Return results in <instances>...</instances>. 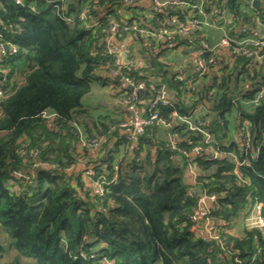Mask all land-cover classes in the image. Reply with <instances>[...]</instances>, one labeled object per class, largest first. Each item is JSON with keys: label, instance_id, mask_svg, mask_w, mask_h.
I'll return each mask as SVG.
<instances>
[{"label": "trees", "instance_id": "16d2710c", "mask_svg": "<svg viewBox=\"0 0 264 264\" xmlns=\"http://www.w3.org/2000/svg\"><path fill=\"white\" fill-rule=\"evenodd\" d=\"M47 1L16 5L0 0V44L9 46L0 60V264H264L261 231L243 227L238 236L227 232L255 203L264 221V63L244 55L232 64L219 58L207 64L212 74L191 72L181 78L159 60L163 42L151 51L139 38L149 66L118 67L114 54L105 52L108 21L125 19L127 13L118 15L122 10L144 25L140 3ZM213 7L227 9L229 36L262 38L249 30L264 12V0L259 8L250 0H205L206 12ZM85 9L87 17L80 19ZM167 11L178 20L186 15L183 8ZM149 14L150 27L165 22L163 12L152 9ZM199 32L205 35L206 30ZM197 38L196 33L188 38L175 34L164 44L194 47ZM117 68L124 77L144 82L150 90L147 101L164 87L167 104L146 105L144 114L157 112L169 124L174 142L156 138L159 123H154L143 129L133 149L124 136L115 135V150L91 163V177L67 171L75 166L79 149L88 151L80 138L104 137L106 143L115 134L111 128L117 129L120 120L92 117L81 100L93 82L106 81L102 73ZM196 106L200 110L192 111ZM43 112L52 115L42 117ZM173 112L192 114L193 127ZM119 145L132 156L117 157ZM175 156L182 157V167ZM187 162L197 170L192 185L182 180ZM116 164L117 178L111 182ZM99 177L105 178L101 195L91 187ZM203 194L215 196L202 221L208 218L219 242L198 232L201 223L193 215Z\"/></svg>", "mask_w": 264, "mask_h": 264}, {"label": "built area", "instance_id": "2783aa9c", "mask_svg": "<svg viewBox=\"0 0 264 264\" xmlns=\"http://www.w3.org/2000/svg\"><path fill=\"white\" fill-rule=\"evenodd\" d=\"M154 6L160 12L166 14L165 22L163 25L159 27H150L149 25H142L140 22L136 21L135 19L131 20L128 19L129 16H125V19L116 20L111 17L108 21V26L106 28L107 37L112 36H124V35H131L137 39L142 38L147 46L150 45L151 48H148L151 51H156L157 46L160 42L169 43L172 40V37L175 34L180 36L184 35H193L196 33L198 36V53L200 55V59L195 63L194 72L198 73V75H204L209 72V65L212 64L214 61L219 60V56L227 60L229 64L235 61L238 56H248L250 57L252 63L254 62H263L264 63V38H237L231 37L226 34L225 24L228 21L226 17V8H222L220 11L215 9L214 7L209 11L206 12L203 8V4L205 0H195L193 3L188 1L182 0H152ZM252 0H250L251 3ZM16 5H21L22 0H13ZM49 3H54V0H48ZM129 4H138L141 0H127ZM183 8L186 9L188 12V16L185 15L184 20H178L174 15H169L167 8ZM87 10L79 13L80 19H85L87 17ZM66 20H70V18L65 17ZM206 27H213L216 29H220L223 31V35L220 39L216 42L210 43L206 41L204 35L199 32L200 29H204ZM7 45L0 44V60L2 56L5 54L7 50H4V47ZM9 49V46H8ZM15 49L12 48V51ZM106 53H112L108 47L105 48ZM208 53L207 58L202 57L203 54ZM217 59V60H216ZM115 65L119 64L117 58L115 57ZM251 65V63H248ZM120 69H112L110 74L117 75V72L120 73ZM121 79L127 85L133 88V91L126 92L122 99L121 104L123 108L127 111L125 116L120 120L118 124V128L120 130L119 136H124V138L130 143L129 148L133 149L136 147L138 139L140 135L143 133V129L146 127L151 126L154 123H159L165 125L166 123L159 119L157 112L150 111L145 114H141L138 110V103L140 102V94L138 95L135 91L142 90L145 88V84L141 80H133L129 77H124L121 73ZM262 91H259L257 96L254 98L253 103L257 104ZM1 95V90H0ZM169 95L165 92L164 87H159L155 90V96L153 99L147 101L148 109L154 107L155 104L165 105L167 104V99ZM197 109L200 107L197 106ZM195 109V110H197ZM196 112V111H195ZM42 117H51L52 114H46L43 112ZM173 116L176 117L180 122L188 124L190 127L194 125V117L192 114L189 115H177V113L173 112ZM196 128V127H194ZM78 132L80 129L76 126ZM101 139L98 138H90L84 139L80 138V145L87 150H98L100 146ZM199 149L198 147H195ZM236 165H240L241 161L238 159L235 160ZM75 169L73 166L69 167L67 171ZM117 164L114 165V174L111 177V182H115L117 178ZM236 172V171H235ZM83 176H92L94 174L93 165L89 164L82 170ZM14 175L18 178L22 176L19 172H14ZM27 178V177H25ZM104 179L103 177H99L98 180H95L91 183V187L93 192L101 195L105 192L104 187ZM204 199L208 200H215V196L213 194L206 195L203 194L198 199V206L201 204ZM260 205L255 203L251 206L248 210L247 215L244 218V223L246 224L248 229H258L264 234V221L260 215L259 211ZM194 219H198L197 210L194 212ZM202 229L206 233V237L211 240L218 239V232L212 226L211 222L208 218L203 219ZM105 264H112L110 261H105Z\"/></svg>", "mask_w": 264, "mask_h": 264}, {"label": "crops", "instance_id": "0c3cea01", "mask_svg": "<svg viewBox=\"0 0 264 264\" xmlns=\"http://www.w3.org/2000/svg\"><path fill=\"white\" fill-rule=\"evenodd\" d=\"M140 4L142 8H141V11L140 10L138 11H140L141 14L143 13L145 14V17H146L145 24L148 25L151 19V16L149 14L150 11L152 9L157 10V8L154 6L152 0H141ZM262 4H263V0H258V4L256 8L261 7ZM122 14H125L124 16H128L129 13L126 11L120 10L118 15L122 16ZM186 15L187 16L189 15L187 11H186ZM260 15H261L260 17L255 18L254 30L252 28L250 29V27L246 25H242V27L246 29H250L249 30L250 33L255 35V37L258 36V37L264 38V12L263 11L260 12ZM140 19H142V22L144 21L143 18H140ZM240 26L241 25L239 24V27ZM204 30H206L205 32L206 36L204 35V37L208 38V41L210 43L212 42L214 43L218 41L220 37L223 35V31H222L223 29L220 30V29H216L213 27H206L204 28ZM234 30L237 32V30L239 29L234 27ZM181 38H188V36L184 35V36H181ZM105 40H106V45L108 49L114 54V56L117 58L121 66H129V67L132 66L133 68H140V67H146L148 65V61L146 58L147 53L145 51H142L143 50L142 45L137 40V38L132 37L131 35H124V36L106 37ZM166 48H169V49L164 51ZM186 49L188 51H186ZM157 52L161 54L159 56V60L165 64L166 66L165 68L171 71L172 73H176L180 75L181 78H185L191 72H194L195 63L200 59V55L198 53V46L194 45L193 47L192 45H190L189 47H187L186 45H184V43H181L179 45L177 44L176 47L172 46V44L163 43L160 46V48L157 50ZM181 52L183 53L181 54ZM172 54H179L178 60L180 59V63H178V65L175 68L169 67L170 58L168 60H165V55L168 57ZM219 58L221 59L222 57L219 56ZM209 72H211L212 74V69L209 70ZM214 72H218L219 74V66L214 67ZM117 75H120V73L117 72ZM117 75H111V74L106 75L105 73L104 74L102 73V76L106 77V81L103 83H99L96 81L93 82L91 85V91L82 98L81 100L82 104L88 109L92 117H96L97 115H102V116H108L112 119H116L119 121L127 113V111L123 108V105L121 104V99L123 95L129 90L126 86L127 84L123 82L121 78L119 80L115 79V76ZM150 78H151V81L153 82L158 81V79L156 78H153V77H150ZM147 90L150 91L146 87L142 89L144 93L140 95L141 100L137 105L138 110L139 112H141L142 115L144 114V107L147 104V96L149 94ZM196 107L193 108L192 111L200 110V108L197 109ZM158 125H159L158 130L155 133L156 138H158L159 140L167 141V142H174L173 136H171L168 133L169 129L167 126H169V124H165V125L158 124ZM231 130H232L231 139L235 140L236 132L233 129ZM111 131L115 132V134L109 140H107L106 143L104 142L106 140L103 137L101 140L102 145L98 148V150L96 151L88 150L87 152H84L82 151V149H79V152L81 153V155L75 157L76 163H75L74 168L76 172L77 171L82 172V170L88 164H91V163L94 165L97 164V162H100L101 158L103 157L106 151H108L111 148L112 149L114 148L113 144L116 141L114 136L115 135L119 136L120 130L117 126V129H114L112 127ZM116 148H117V153H116L117 157L124 158L125 160H127L133 154L132 151L129 148L127 150L124 145H119ZM113 150H115V148ZM154 151H155V147L152 148L151 154L154 153ZM173 159L177 165H179L180 167L183 166V159L181 156H175ZM196 172L197 170H195V168L187 162V164L184 165L183 167V174H182L183 182L187 185L194 184ZM212 206H213V201L204 199V201L201 204H199L197 208V216L201 223V226L198 232L199 234L203 235L205 238L207 237H206V233L202 229V223H203L202 218L204 217L208 209H210V207ZM243 227L247 228L246 224L244 223V220L241 219L239 223H236L235 225H233L231 228L227 230V232L230 235L238 236L241 233V230L243 229Z\"/></svg>", "mask_w": 264, "mask_h": 264}, {"label": "rangeland", "instance_id": "374dc122", "mask_svg": "<svg viewBox=\"0 0 264 264\" xmlns=\"http://www.w3.org/2000/svg\"><path fill=\"white\" fill-rule=\"evenodd\" d=\"M182 53L183 52H181V54ZM178 57H179V54H172V55H170L168 57L165 55V60H168L170 58V64H169L170 68H172V67L175 68L178 65V63H180V59L178 60Z\"/></svg>", "mask_w": 264, "mask_h": 264}, {"label": "water", "instance_id": "95a60500", "mask_svg": "<svg viewBox=\"0 0 264 264\" xmlns=\"http://www.w3.org/2000/svg\"><path fill=\"white\" fill-rule=\"evenodd\" d=\"M250 4H251L252 7H256L257 4H258V0H252ZM7 49H8V47L5 46V47H4V50H7ZM120 78H121L120 75L115 76V79H118V80H119ZM126 86H127V88H128L129 91H133V88H132L131 86H129V85H126ZM135 92H136L138 95H139V94L141 95V94L144 93V91H142V90H136Z\"/></svg>", "mask_w": 264, "mask_h": 264}]
</instances>
